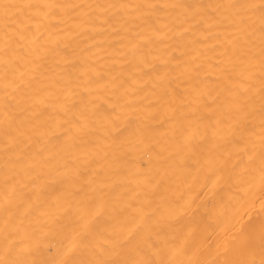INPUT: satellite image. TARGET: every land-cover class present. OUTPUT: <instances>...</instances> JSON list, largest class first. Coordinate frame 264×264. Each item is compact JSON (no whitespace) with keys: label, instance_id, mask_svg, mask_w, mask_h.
Returning <instances> with one entry per match:
<instances>
[{"label":"bare ground","instance_id":"6f19581e","mask_svg":"<svg viewBox=\"0 0 264 264\" xmlns=\"http://www.w3.org/2000/svg\"><path fill=\"white\" fill-rule=\"evenodd\" d=\"M14 1L10 9V3H4L8 5L4 9H9V13L4 12L9 19L6 14L7 19L0 14V83L7 77L22 82L23 78L18 79L19 71L26 70L24 67L29 65H21L24 69L18 71L15 65L20 59L16 63L7 58L16 59L21 48H15L16 42L29 43L31 40L28 46L33 55H25L28 48H23L22 55L27 56L25 63L34 57V63L29 60L32 63L29 67L34 71L27 70L30 74L33 72L31 77L36 82L37 93H34L37 95L32 96L39 99L33 108L35 100L26 98L30 92L29 89L26 92L28 82L26 89L20 86L26 95L19 91L28 103L12 96L10 86L14 82H6L9 86L1 83L5 89L10 88L11 94L7 96L3 88L6 98L11 95V101L12 97L15 102L20 98L21 104L31 106L24 112L28 119L20 115L22 108H17L18 118L28 120L30 123H24L30 124L29 127L24 124L22 130H17L20 134L15 132L16 121L12 119L17 117L16 112L11 114V121L6 119L14 123L7 122L13 127L11 133L8 131L10 135L3 130L7 137L0 136L1 143L4 139L3 144H6L0 148V172H7V176L0 179V189L6 190L4 201L0 202V216L3 212L8 214L0 221V249L19 240L28 242L27 251L14 254L11 262L57 264L54 258L62 253L58 250L60 243L72 236L67 230H55V216L44 217L59 210L58 198H64L62 194L69 188L66 177L63 178L58 169L55 174L58 183L45 189L40 187L42 180L35 178L33 170L36 168L39 174H44L48 166L14 165L35 157L44 149L42 147L59 145L67 137L70 140L66 139L63 146L69 152L74 156L80 150L86 153L82 156L81 167L85 168L92 193H110L115 188L118 193L126 191L121 193L127 196L124 202L134 209L133 214L132 211L123 213L127 221L135 218V210H143L142 203L154 199V194L163 195L155 204L169 208L180 202L186 188L197 191L213 184L215 178H222L223 182L211 187L215 194L213 200L221 201L229 194V187L245 192L243 202L234 208L225 227L206 238L211 244L226 247L217 252L226 264H264L263 219L253 210L264 195V0H26L29 7L27 3L19 7L24 2L17 0V5ZM1 8L3 12V6ZM20 21L24 24L18 26ZM6 23L10 27L16 25L13 30L8 28L10 33L14 31L10 35L7 33L10 37L2 34L4 27H8ZM24 32H29L27 40ZM12 43L15 54L11 53L13 49H8ZM30 74H23L24 79ZM227 82L232 87H228ZM12 89L15 94L20 88L16 90L12 86ZM49 114L54 119L51 116L48 120ZM113 117L117 118V123ZM19 119L17 125L22 127ZM110 119L114 127L108 122ZM25 127L29 128L28 133ZM108 127L114 131L109 133L110 138H104L105 141L124 135L127 142L126 150H122L127 173L124 175V167L123 175L119 172L122 177L126 176L122 182L118 178V182L115 180L118 174L115 178L113 174V178L109 176L118 172V166L110 167L115 159L112 163V160H105L104 150L103 159L111 165L101 167L102 151L99 155L92 152L93 148L89 151L91 145L97 149L94 144L99 143V133ZM47 130L48 133L44 132ZM251 134L259 137L257 143L250 150L242 149V141ZM28 144L34 148L26 149ZM115 150L116 154L120 151ZM111 152L114 153L113 149ZM215 153L222 162L211 161ZM63 154L66 153L63 151ZM1 157H5L7 164ZM235 158L240 161L237 167L233 165ZM18 177L27 180L13 184V179ZM88 199L98 201L102 196ZM20 209L23 213L17 215L15 210ZM180 219L185 221L180 216H171L160 223L161 233L174 236L172 243L161 247L154 245V241L162 235L147 233L144 225L139 226L141 231L120 228L129 240L119 248V260L112 264H187L183 251L188 241L183 240L182 232L175 231ZM42 224H45L44 231H40ZM89 226L88 231L93 234L96 228ZM41 236L48 239V244L38 248L36 244ZM194 247L191 240L188 248L192 251ZM168 253L172 256L170 259ZM144 255L147 258L143 260ZM45 260L47 262L43 263ZM0 264L11 263L1 254Z\"/></svg>","mask_w":264,"mask_h":264},{"label":"rangeland","instance_id":"374dc122","mask_svg":"<svg viewBox=\"0 0 264 264\" xmlns=\"http://www.w3.org/2000/svg\"><path fill=\"white\" fill-rule=\"evenodd\" d=\"M0 1H1V3H0L1 11H2V8H1L2 6H3V9L8 6V5L7 6L4 5L5 2L10 3L9 9L12 7L11 4L15 5L14 3H12V1H14V0H12V1L11 0H9V1L3 0L4 2L2 0H0ZM25 1L20 0V2L21 3L24 2V4H20L19 7L20 6L21 7L26 6L25 3L28 4V6H26V7H29L30 6L29 2L28 1L25 2ZM14 2H16L17 5L19 4L17 2V0H15ZM9 9H7V10H9ZM7 10L4 9L3 12L5 11L6 13H9V12H7ZM1 11H0V14L2 13L1 17H3V15L6 13L5 12L3 13ZM6 15H4V19H7L9 17L7 15V18H6ZM24 19L28 20V17H27V19L26 18H24ZM4 21H6V20H4ZM22 21L19 22L18 26L20 24H22V25L24 24ZM26 22L27 21H25V23ZM2 24H4V23H2ZM9 24H10V22H9ZM9 24L8 23L5 24L8 27L7 28L4 27V29L2 30L4 33L2 32V34L9 33V35H10L11 33L14 32V31H12L10 33L9 30L11 29L13 24L11 25V27L9 26ZM24 25L26 27L28 26L27 23ZM14 26L12 27V30L16 28V25H14ZM8 28H9V30H8ZM6 29L9 32H6L5 31ZM27 30L30 31L29 27L27 28ZM24 34H25V32H24ZM9 35L7 34L6 36L8 37ZM26 35L28 37L29 32H26L25 37L23 36L25 40H27ZM24 39H20V40L24 41ZM17 41L20 42L19 40H17ZM16 43H15L16 47L14 46V43H12V44L8 45V49L9 50L11 49V51L13 49V51L11 53L15 54V53H13L14 51H16L15 48L17 49V48L21 47L20 51L22 53L20 51H19V53L17 52V54H18V55L16 54L17 57H16V55H14V58L16 57L15 60H13V58H12L13 56L11 54H8V55L12 56V57H9V58L6 57V58L10 61L12 59V61H15V62H16V60L20 59V60H18L20 64L17 63L18 62L17 61L16 62L17 65H15V68L17 67L18 71L20 69H22V70L24 68L26 69L23 71L20 70L21 73L23 72L22 74H20V71H19V75L20 76L22 75V76L21 77L19 76L18 79L23 78V79H20V81L22 80V82H19L17 80L19 82V85H18L17 81H16L17 85H15L16 82L14 80H16V79H14L12 81V80H10V78L7 77L8 80L5 78V82H3L2 81L3 78H2L1 83L3 82L5 85V83L6 82L9 83V80H10L12 82V84L15 83L12 86H15L16 90L20 88L19 90H17L18 93L16 92L15 94H13V91L15 92V90H13L12 86H10L11 91H12V96L13 97L16 96L15 99L17 98V96L20 97L21 99L25 98L24 95H26V92L27 91L29 92V90H30V92L32 91L33 92V93L31 92L32 98L30 97V94H29L30 92L26 95L27 96L26 98L28 100L29 99L35 100L33 102H36V100L39 99V97L38 96H37L38 98L34 97L37 95V94L35 95V93H37V91L35 90L36 86L34 85L36 82L34 81L35 82L34 83L33 78H32L33 77L32 71H34V69L33 70H32V68L30 69V67H32V63H34V57H33V60H32V58L31 59L28 58L26 61L28 63L27 64V63H25V59L27 58V56L24 57L22 55L25 52V50H23V48H28V49H26L27 52H25V55H28L29 57H31V55H29V53H31L33 55V53L30 50L31 48H29L31 46L30 45L28 46V44H31V40L29 43L25 41V43H27V45L25 43L21 42L23 44V47H22L21 43L20 44L19 43L16 44ZM17 45H20V46H17ZM10 46H11V48H10ZM12 46L15 48H13ZM9 52L7 51L6 53H9ZM20 54L23 56V57L21 56L23 59L21 57L20 58L18 57V56H20ZM23 60H24V64H23ZM29 60H31L32 63H29ZM25 64L27 66L29 65L30 67L28 66L29 67L28 68L26 66L25 67L22 66L24 68H21V65H25ZM27 69L29 70V72H30V70H32L31 71L32 77H31V74L28 73ZM26 73L30 74V75L26 76L25 77L26 80H25L23 76L26 75ZM30 80H32V81L30 82ZM27 82H28V85L30 84L29 85L30 87L27 85ZM24 83L26 86L24 85ZM1 85H0V101L2 100V102H0V104L2 103L4 105V107H3V105H0V108L5 109L6 111L1 109L2 112H0V115L2 113H5V114L8 113L7 114L8 116H6V117L3 116V115H5V114H3L2 119L0 121V125H2V126H0V130H1L0 133H3L2 135L0 134V136H3V138L5 139L6 134H4V132H2L3 130L5 131V133L7 130V134L10 135L13 127H17L16 131L14 128L15 132H17L18 128H20L22 130V128L25 125L29 127L30 124H27L29 121L26 120V119H28V117H26L27 113H24V112L26 110H28L29 108L31 109V106L32 107L37 106V102H36V105L33 102H30L31 104H34V105L30 106V104H24V103L29 102L27 99L26 100L22 99L24 102V103H22L23 104L22 105L20 98H18L17 102H15L16 100L14 101L13 100L14 98L12 97V101L14 102V104H13L11 101V95L8 96L7 98L5 97V96H7L8 93H10V90H9L10 88L6 87V89H5V87H3L4 85H2V86ZM9 85L10 84H7L6 86H9ZM20 86L23 87L24 89H26L25 87L28 86L26 89V92H24L25 90L23 92H21L23 90V88L21 89ZM227 86L232 87L231 83H229V82H227ZM3 88L6 91L5 92L6 95L4 94ZM31 88H32V90H31ZM33 89H34V91H33ZM19 91H20V94L21 93L24 94V95H22L23 97L19 95ZM32 95H34V96H32ZM3 97L6 98V100L2 99ZM3 100H5L7 104L5 102H3ZM18 102L20 103V105L17 104ZM9 104L12 106V109H11V106ZM25 105H26V107H25ZM6 106H9V107H6ZM27 107H28V109H27ZM7 108L11 109L12 111H10L9 109L7 111ZM17 108H18V110H19V108L20 109L22 108V110L19 111L22 113L20 115H24L26 119H24L23 116H22L23 117L22 119H19L21 117L18 118L19 112H17L18 111ZM9 111L11 112L10 116H11V114L15 115V113L17 112V117L15 116L14 119H12L13 116H11V118H10L9 117ZM51 116H52V114H49L47 116V118H49L48 120H51L50 119ZM53 117L54 116H52V119H54ZM0 118H1V116H0ZM6 119L7 120H9V119L15 120L16 122L15 121L14 122L16 125L18 124L17 120L19 119L20 120L19 123L21 124V126L22 125L23 126L22 127H20L18 125L15 126L14 123L9 122L11 120L7 121ZM122 119H123V117H122ZM122 119L120 121H122ZM2 121H4V123ZM110 121L113 123V119H110ZM110 121H108V122L110 123V125H112L111 127H114V123L118 122L117 118L115 119V122L113 124H111ZM7 122L9 124L10 123L14 124L13 127L10 128L12 125L7 124ZM24 122H27V123H24ZM3 126H5V127L7 126V128H9V130L7 128L5 129V127H3ZM28 129L29 128H27V130H26V127H25L24 131H27L26 133H28ZM105 130H102L103 133L101 131L100 132H101V134H103V136H105V134H106L107 137H103L99 133V136H101L100 139L98 138L99 141L97 140V142H99V143L94 144L95 148H97V149L95 150L94 146L91 145V147H89V151H91L93 148L92 152H95L98 155L102 151L100 155L102 158L101 164L103 163L102 164L103 166L99 163L101 165V167H105L106 165L108 166L109 162L105 163L106 159H108V161L112 160L111 163L115 159V161L113 162L114 165L113 164L111 165V163H109V166L110 165H111L110 167L118 166V167H116L117 169L119 168L118 172L115 174L113 172L109 176H111L113 174L112 176L115 178V175L118 174L116 176L115 180L117 182H118V180H119V182L120 181L122 182L124 179H126V176L122 177L121 174L123 175L124 170H125L124 175H126V173H127L126 172L127 169H125L126 166L124 167V164H126V162H125L126 157H125V153L123 152L126 150V147H124V146H127V142L125 141L124 135L117 137V138H114L112 135H110V136H112L111 138L113 139V142H111L112 139H110V140H107L108 141L107 144L104 143V142H107V141H105L106 139L110 138L108 136H109V133L111 134L113 128L110 130V128L108 127V129L106 128ZM14 131H12V132H14ZM230 131H231V133H233L234 129H231ZM44 132L48 133V130L44 131ZM18 133H19V131L17 132V134ZM101 138H103L104 141L101 140ZM104 138H106V139H104ZM120 138H121V140H120ZM258 138L259 137L257 135L251 134L242 141V145L240 147L244 150H250L253 147V144L257 143L256 139H258ZM4 139H3V141L5 142ZM66 139H67V137H66ZM68 139L66 141H68ZM115 139L117 141H114ZM64 141L60 142V144L58 142L59 145H49V146L42 147L44 149L38 151V154L35 157L25 158L21 161H17L14 164L15 166L18 164H21L24 166H30L33 164V165H35V167L40 166L42 164H43V167L48 166L46 169H44L46 171L45 173H47V174H45V173L39 174V172H37L36 168L33 170V174L36 173L35 178L39 181L42 180V181H40V182H42V184L40 183L41 188L47 189V188H49V186H53V185H55V183H58L56 181V177H55V174H57L56 171L58 169L60 170L59 172L62 175V177L63 178L66 177V181H67L66 186L69 185L68 186L69 188H67L65 193L62 194V196H65L64 198H62V197L58 198L59 202L57 204H59V210L56 213L44 215V217L46 219H51L52 217L55 216V223L57 224V227L55 226L56 231L67 230V231L72 233V236L70 237V239L66 240V242L60 243L58 250L62 253H61V255L57 256L56 259L54 258L55 261L57 260L56 261L57 264H112L113 262H115V260L118 261L119 260V253H120L119 248H121L122 246H125L129 240L127 234L125 232H123V230H124L123 228H125V230L127 229V231H129V230L141 231L142 228H140L139 226L144 225L143 229L147 233L152 231V232H156V233L162 235V236L156 237V239L154 241V245H156V246L159 245L161 247L164 244H168V243L170 244V243H172L171 240H173L174 236H170L166 232L161 233L159 230H160L162 224L167 220V218L171 217V216H180V218L185 219V221L180 219V223L176 227L175 231L182 232L184 237H185L183 240L188 241V242L184 243V251H183V252H185L186 257H187L186 258L187 264H226L224 259L221 256H219V254H217V252H219V250H221V249L224 250V249H226V247L219 246L217 244H211V241L208 242L207 241L208 238H206V237H207V235L209 236V235L213 234L215 231H218V230L225 227V224L228 222L230 216H233L232 212H233L234 208L238 207L243 202L245 192H242V191H239L237 189L229 187L228 188L229 194L225 195L221 201L218 202L216 200H213V196L215 194L213 191L214 188H211V187H216L223 182L222 178L221 179L215 178L213 180L214 181L213 184H211L209 186H203V187L197 189V191H192L191 189L186 188L183 196L181 197L180 202L173 205L172 207H169V208H167V206H159V205L155 204V202L160 197H162L163 195L159 194V193L154 194L153 195L154 199H152L151 201L149 200L148 202L142 203V205L145 208L143 210L136 209L135 215H137V216L135 218L134 217L131 218L130 221H127L126 218L123 217V213L126 211L127 212L132 211L131 214H133L134 209L131 208L132 205L130 203L124 202L125 200H127L126 199L127 196L125 197V195L121 194V193L122 192L126 193V191H124V190L121 191L119 189L121 192L118 193L119 191L116 192L117 188H115L116 190L114 189L115 191L113 190L110 193H108V192H106L104 194L92 193L91 188L89 186V182L87 181L86 171H84L85 168L81 167V166H83V165H81V163L83 161L82 156L86 155L85 151L80 150L79 153L76 152V156H74L72 154V152H69L70 150L67 149V147L63 146ZM4 142L1 143V141H0V148H4L6 146V144H3ZM116 142L118 144L120 143L119 145L117 144V147L115 146ZM61 143H63V144L61 145ZM101 143H103L104 146L103 145L100 146ZM123 143L125 145H123ZM109 144H111L112 147H110ZM113 146H114V148H113ZM100 147H102V149H100ZM104 147L108 150V153H106L107 150L104 149ZM108 147L111 148V150ZM15 148H16V145H13V149H15ZM30 148H34V145H29V144L26 145V149H30ZM60 148H62V149L64 148V149L61 150ZM68 148H70V147H68ZM115 148L120 149L121 152L117 150L118 151L117 154L120 156H118L115 153V151H116ZM52 149H54L55 151H53V152L49 151ZM57 149H59L58 152H56ZM112 149H113L114 153L111 152ZM60 150H61L62 154H61ZM97 150H99V153ZM63 151L66 154H63ZM103 151L105 153V154H103V156L106 154L109 155V156L106 155V157L104 156L105 160L103 159V156H102ZM67 153H70L71 155H67ZM112 153H113L114 157L116 154L115 158L112 156L113 159L110 157V155H112ZM121 154H122V156H121ZM214 155L215 156L212 155V157L210 158L211 161H215V162L220 161V157L217 156L216 153ZM67 156H69V157L71 156V159L68 158ZM118 158H120V159H118ZM1 160L5 164H7V160L5 159V157H4V159L2 158ZM117 160L118 161L120 160V162L123 165L119 162L120 165H122V166H120L118 164ZM220 162H222V161H220ZM239 164H240L239 159L235 158L233 160L234 167H237ZM122 167H124L123 168L124 170L122 169ZM66 172H67L68 177L65 176ZM119 172H121V174ZM6 176H7L6 171L0 172V179L3 177H6ZM118 176L120 178L122 177V180H120V178ZM117 178H118V180H117ZM25 180H27L26 177H18L17 179H13L12 182H13V184L18 185L19 183H21ZM45 181H46V183H48V185L46 183H44ZM26 183L28 184V182H26ZM79 184H80V187H79ZM77 192H80V194L79 195L76 194ZM5 195H6L5 188L0 189V202L4 201ZM98 195L102 196L101 200L99 199L97 201V200H93V199H88L89 197H93V196L95 197ZM170 195H173V194L171 193ZM120 197H122V198L119 199ZM36 205L39 206L38 203H36ZM3 206L4 205H2V207ZM25 206H26V204H25ZM253 210L257 211L262 216V219H263L262 229H264V195H262L260 197L259 202L254 206ZM15 211H16L17 215H21L23 213L22 209L15 210ZM7 216H8V214L3 212V214L0 216V221L5 219V217H7ZM65 220H67V221L65 222ZM137 221H141V223L138 224V223H136ZM10 222H14V221H10ZM161 222H162V224L160 225ZM0 224H1V222H0ZM11 225L13 226L14 224H11ZM89 225H93V227L96 228V231L93 234H90L88 231V228H90ZM44 226H45V224H42L41 230L40 229L39 230L44 231L45 230ZM120 228H122L123 230H121ZM119 230H121L122 232L120 231L121 232L120 233ZM144 235H146V234H144ZM47 240L48 239L45 236H41V238L39 240H37L38 242L36 244V247L41 248V247L45 246L46 244H48ZM191 240H192V244H194V246H195L192 251L189 250L190 248H188L191 246ZM162 241H165V242L161 243ZM27 244H28V242L23 241V240H19L16 243L10 244L9 246L3 247L2 249H0V255L2 254L3 257L5 256V259L7 261H9L11 264H15V263L11 262L12 256L14 254H17V253L26 252L27 250H25V248H26ZM172 247H174V245ZM171 257L172 256L168 253L167 258L170 259ZM146 258L147 257H145V255H144L143 260ZM155 258H157V257H153V259H155ZM106 261H107V263H106ZM46 262H47V260H45L43 263H46Z\"/></svg>","mask_w":264,"mask_h":264}]
</instances>
